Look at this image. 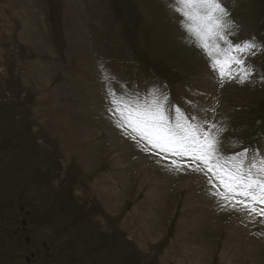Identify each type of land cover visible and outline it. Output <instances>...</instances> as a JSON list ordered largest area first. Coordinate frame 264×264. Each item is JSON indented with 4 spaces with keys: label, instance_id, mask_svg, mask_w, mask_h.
<instances>
[{
    "label": "rangeland",
    "instance_id": "obj_1",
    "mask_svg": "<svg viewBox=\"0 0 264 264\" xmlns=\"http://www.w3.org/2000/svg\"><path fill=\"white\" fill-rule=\"evenodd\" d=\"M172 3L0 0V264H25L29 250L43 251L35 240L54 252L38 264H264L263 220L220 221L195 197L194 172L173 182L161 171L168 161L151 150L141 159L142 150L116 136L110 92L167 95L170 118L176 106L190 122L223 129L222 155L264 147V50L252 56L258 71L250 65L244 87L222 77L191 48ZM223 3L235 21L225 31L264 45V0ZM153 182L164 185L161 198L147 192ZM11 218L27 219L20 240L2 231ZM234 226L239 238L253 237L245 229L257 236L249 253L234 251ZM33 229L26 247L22 236Z\"/></svg>",
    "mask_w": 264,
    "mask_h": 264
},
{
    "label": "snow or ice",
    "instance_id": "obj_2",
    "mask_svg": "<svg viewBox=\"0 0 264 264\" xmlns=\"http://www.w3.org/2000/svg\"><path fill=\"white\" fill-rule=\"evenodd\" d=\"M171 6L183 17L181 26L212 58L222 77L233 78L231 71L235 66L241 82L250 78L252 68L247 65L246 57L255 56L264 50V45L256 43L255 38L237 43L228 39L225 29L234 26V21L226 19L230 13L221 0H173ZM219 41L225 47L221 48ZM109 95L112 105L109 111L117 116V127L126 135L130 129L131 139L144 144L142 151L155 150L157 155L171 156V165L178 169L185 167L180 162L189 158L194 171L210 174L208 183L215 189L211 194L223 202L222 207L245 212L253 219L264 216V151L244 148L222 155L218 133L223 129L213 132L215 124L205 128L202 123L190 122L176 106H172L175 118H170L167 95L143 99L126 93Z\"/></svg>",
    "mask_w": 264,
    "mask_h": 264
},
{
    "label": "bare ground",
    "instance_id": "obj_3",
    "mask_svg": "<svg viewBox=\"0 0 264 264\" xmlns=\"http://www.w3.org/2000/svg\"><path fill=\"white\" fill-rule=\"evenodd\" d=\"M72 82V81H71ZM17 90V89H16ZM120 162H121V160H120ZM167 174H169V173H167ZM170 179V178H169ZM173 180V179H172ZM97 183H101V181H97ZM125 185V184H124ZM123 185V186H124ZM127 186V185H126ZM159 187H160V189H159ZM129 188V187H128ZM119 190V189H118ZM155 190V191H154ZM156 190H161L162 192H159V191H156ZM93 191L96 193L97 192V188L96 187H94L93 188ZM111 191L113 192V193H117V191L113 188H111ZM149 191V195H150V197L151 198H154V199H156L157 198V195H159L160 194V196H159V198H161L162 196H163V194H164V192H165V187H164V185H162V184H156V183H154L153 182V184H151L150 186H148L147 187V192ZM135 195V194H134ZM89 204V203H88ZM109 204V203H108ZM107 209V208H106ZM105 209V210H106ZM199 216H203L202 214L201 215H199ZM205 217H206V219L208 220V218H209V214H207V213H205ZM205 217L204 218H202L201 220H202V222L203 221H205ZM187 218V217H186ZM180 221H181V219H180ZM178 222H179V219H178ZM183 222V221H182ZM198 224V223H197ZM200 224H202L201 222H200ZM206 224H208V223H206ZM140 225L142 226L143 225V223H140ZM176 226H177V224H176ZM197 226V225H196ZM198 226H200V225H198ZM127 228V224L125 223L124 224V226L122 227V229L123 230H125V228ZM147 227V226H146ZM187 227V226H186ZM185 228V227H184ZM236 227L234 226V227H232V229H230V230H228L227 231V233H228V238H229V241H230V243H231V245L233 246V248H234V251H236V250H238L239 248H241V250L243 251V252H250L251 250H252V246L250 245V242L248 243V241H252V239L251 238H254V237H257L255 234H254V231H253V229H245V230H242V231H244L247 235H252L253 237H251L250 238V240H248V238L247 239H242V238H239V234H240V231H239V229L238 230H236L235 229ZM123 230H121L122 232H123ZM142 230H144V229H142ZM129 231V229L127 228V232ZM145 231V230H144ZM181 231V230H180ZM147 233H148V231H146ZM145 232V233H146ZM186 233V232H185ZM259 233V232H258ZM129 234H132L130 231H129ZM175 234V233H174ZM245 234V235H246ZM135 234H133V236H134ZM147 235V234H146ZM168 235V234H167ZM184 235V234H183ZM182 235V236H183ZM241 235V234H240ZM142 236V235H141ZM185 236V235H184ZM190 236V235H189ZM143 237H145V234L143 235ZM245 237V236H244ZM131 238V237H130ZM255 239V238H254ZM221 241V240H220ZM223 241V240H222ZM11 243V242H10ZM142 244H143V242H141ZM244 244V245H243ZM243 245V246H242ZM242 246V247H241ZM183 247V246H182ZM186 248V247H185ZM179 249L181 250V247H179ZM143 250V249H142ZM183 252H186V250L184 249L183 250ZM221 253V252H220ZM226 256H227V254L223 257V259H225L226 258ZM230 257V256H229ZM259 257V256H258ZM257 257V258H258ZM163 258V257H162ZM179 261L180 262H182V259L184 260V262H185V257H183V255L181 254L180 256H179ZM260 259V258H259ZM259 259H257V261L259 260ZM166 261V260H165ZM257 261H255V262H257ZM260 261V260H259ZM254 262V261H253ZM196 263H198V260L196 261Z\"/></svg>",
    "mask_w": 264,
    "mask_h": 264
},
{
    "label": "flooded vegetation",
    "instance_id": "obj_4",
    "mask_svg": "<svg viewBox=\"0 0 264 264\" xmlns=\"http://www.w3.org/2000/svg\"><path fill=\"white\" fill-rule=\"evenodd\" d=\"M20 206H22V205H18V208H20ZM22 208H23V206H22ZM27 213H29V211H24L23 214H27ZM26 222H27L26 218H23L22 220L19 219V221H16L14 218L8 219V220L5 221V223H7L9 225V227L6 228L4 226V228H2V231L11 234V237H12L11 239L12 240L16 236L20 240L21 232L26 231L25 230ZM29 231H31L33 233H29L27 235H23L22 236V239H23L24 243L26 244V247H30L31 246L33 239L31 238L30 234H34L35 233L34 229L33 230H29ZM19 240H18V244L20 242ZM33 243H35L36 245H39L43 251H40L39 249L29 250L23 256V260H24L25 264H38L39 263V257L41 255L45 259H53L54 258V252L52 251L51 245H49L47 243H44L43 241L38 243L36 240L33 241Z\"/></svg>",
    "mask_w": 264,
    "mask_h": 264
},
{
    "label": "crops",
    "instance_id": "obj_5",
    "mask_svg": "<svg viewBox=\"0 0 264 264\" xmlns=\"http://www.w3.org/2000/svg\"><path fill=\"white\" fill-rule=\"evenodd\" d=\"M169 179V178H168Z\"/></svg>",
    "mask_w": 264,
    "mask_h": 264
}]
</instances>
